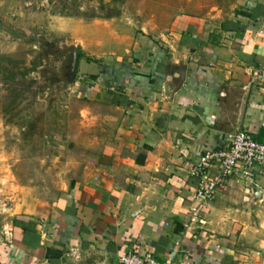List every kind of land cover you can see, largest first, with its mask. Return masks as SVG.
<instances>
[{"label": "crops", "instance_id": "crops-1", "mask_svg": "<svg viewBox=\"0 0 264 264\" xmlns=\"http://www.w3.org/2000/svg\"><path fill=\"white\" fill-rule=\"evenodd\" d=\"M52 24L79 48L74 87L112 114L110 130L56 207L15 218L6 264H121L133 249L167 264H264V171L199 209L189 175L238 130L264 143V86L248 73L264 67V0L162 33L120 16Z\"/></svg>", "mask_w": 264, "mask_h": 264}, {"label": "rangeland", "instance_id": "rangeland-1", "mask_svg": "<svg viewBox=\"0 0 264 264\" xmlns=\"http://www.w3.org/2000/svg\"><path fill=\"white\" fill-rule=\"evenodd\" d=\"M235 3L0 0V264L7 263L15 218L44 216L56 207L110 130L112 114L68 83L76 46L52 20L119 14L136 32L162 33L186 17L214 25Z\"/></svg>", "mask_w": 264, "mask_h": 264}, {"label": "built area", "instance_id": "built-area-1", "mask_svg": "<svg viewBox=\"0 0 264 264\" xmlns=\"http://www.w3.org/2000/svg\"><path fill=\"white\" fill-rule=\"evenodd\" d=\"M249 82L264 86V67L249 70ZM264 171V143L253 139L251 133L238 130L228 137L221 150H204L189 170V175L198 180L193 194L196 208L211 202L218 188L236 177L252 184L253 179ZM121 264H167L158 262L149 252L129 250L120 257Z\"/></svg>", "mask_w": 264, "mask_h": 264}, {"label": "water", "instance_id": "water-1", "mask_svg": "<svg viewBox=\"0 0 264 264\" xmlns=\"http://www.w3.org/2000/svg\"><path fill=\"white\" fill-rule=\"evenodd\" d=\"M77 63H78L77 52L74 51L71 53V62L69 64V67H68L69 69L66 74L67 81L70 84L73 83V79L76 74ZM256 195H258V192H256Z\"/></svg>", "mask_w": 264, "mask_h": 264}, {"label": "trees", "instance_id": "trees-1", "mask_svg": "<svg viewBox=\"0 0 264 264\" xmlns=\"http://www.w3.org/2000/svg\"><path fill=\"white\" fill-rule=\"evenodd\" d=\"M119 14H115V15H111V14H108V15H105L103 18L104 19H107V18H111V17H116V16H118ZM77 52V57H78V60L81 58V52H80V50H79V48H75L72 52ZM32 84V82L29 84L28 83V85H31Z\"/></svg>", "mask_w": 264, "mask_h": 264}, {"label": "flooded vegetation", "instance_id": "flooded-vegetation-1", "mask_svg": "<svg viewBox=\"0 0 264 264\" xmlns=\"http://www.w3.org/2000/svg\"><path fill=\"white\" fill-rule=\"evenodd\" d=\"M70 62H71V57H70Z\"/></svg>", "mask_w": 264, "mask_h": 264}]
</instances>
